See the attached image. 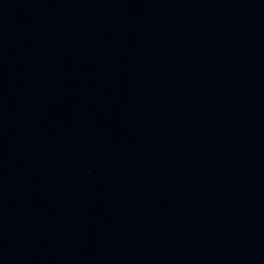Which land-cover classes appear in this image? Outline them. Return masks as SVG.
I'll return each instance as SVG.
<instances>
[{"label": "water", "instance_id": "95a60500", "mask_svg": "<svg viewBox=\"0 0 264 264\" xmlns=\"http://www.w3.org/2000/svg\"><path fill=\"white\" fill-rule=\"evenodd\" d=\"M0 264H264V0H0Z\"/></svg>", "mask_w": 264, "mask_h": 264}]
</instances>
